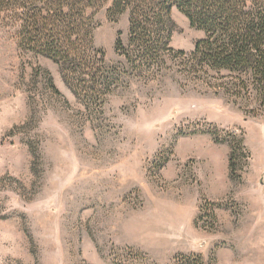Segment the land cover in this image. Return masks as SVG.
Instances as JSON below:
<instances>
[{
	"label": "rangeland",
	"instance_id": "1",
	"mask_svg": "<svg viewBox=\"0 0 264 264\" xmlns=\"http://www.w3.org/2000/svg\"><path fill=\"white\" fill-rule=\"evenodd\" d=\"M112 1L96 15L95 45L118 65L124 60L115 41L120 33L127 42L128 15L110 21ZM170 18L171 47L192 51L203 33L175 8ZM219 84L192 81L171 63L153 80L128 79L106 99L102 115H91L57 65L20 50L15 28L0 19V264H174L176 256L192 254L216 264L218 247L258 245L264 110L236 103ZM253 108L258 115L250 114ZM209 124L242 137L249 160L222 201H198L197 241L189 251L188 192L197 187L196 169L209 160L197 155L199 141L216 145L221 162L229 151L209 135L193 134ZM206 204L214 218L203 223ZM216 211L225 213L226 224Z\"/></svg>",
	"mask_w": 264,
	"mask_h": 264
},
{
	"label": "trees",
	"instance_id": "2",
	"mask_svg": "<svg viewBox=\"0 0 264 264\" xmlns=\"http://www.w3.org/2000/svg\"><path fill=\"white\" fill-rule=\"evenodd\" d=\"M106 2L0 0V19L15 28L20 50L57 65L64 85L91 115H102L106 99L126 87L128 79L153 80L171 63L188 79L216 80L236 103H254L264 110V0H113L108 19L128 15L127 42L120 40V33L115 41V51L124 60L118 65L108 64L95 45L96 15ZM173 8L204 35L188 53L171 47ZM47 80L59 95L51 78ZM250 114L256 116L259 110L253 108ZM193 134L209 135L214 143L228 146L229 178L239 184L249 160L242 137L212 124ZM152 167L160 170L163 165L153 162ZM209 207L200 209L203 223L214 218ZM174 264L214 262L192 254L176 256Z\"/></svg>",
	"mask_w": 264,
	"mask_h": 264
},
{
	"label": "crops",
	"instance_id": "3",
	"mask_svg": "<svg viewBox=\"0 0 264 264\" xmlns=\"http://www.w3.org/2000/svg\"><path fill=\"white\" fill-rule=\"evenodd\" d=\"M199 142L204 144L199 148L200 152L197 155L207 156L209 160L196 169L197 187L188 192L191 205L184 225L186 226L185 232L189 234L187 242V245H189L187 250L189 251H194L193 245H196L195 242L197 241L195 219L198 201L201 199L211 203L222 201L236 185L229 178L227 161L229 151H225L226 160L221 162L218 160V155L222 157V154H220L216 145H211L212 143H209L211 141L206 140ZM216 217L221 219L220 222L223 224L228 222L225 213L216 211ZM215 263L264 264V238L258 245H224L216 248Z\"/></svg>",
	"mask_w": 264,
	"mask_h": 264
}]
</instances>
